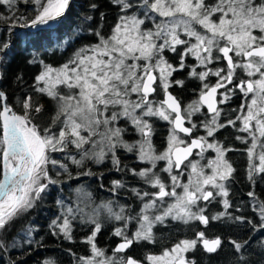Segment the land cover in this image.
<instances>
[{
	"label": "snow or ice",
	"instance_id": "snow-or-ice-1",
	"mask_svg": "<svg viewBox=\"0 0 264 264\" xmlns=\"http://www.w3.org/2000/svg\"><path fill=\"white\" fill-rule=\"evenodd\" d=\"M27 2L34 5L31 19L0 13V21L8 24L10 33L17 25L36 28L37 35L45 29L55 30L53 26L63 22L70 4V0ZM15 3L16 0H0V4L6 5L9 11ZM114 3L122 10L133 7L130 0H114ZM91 7L95 9L97 5L92 4ZM143 7L146 9L143 15L152 21L154 29L142 28L145 19L136 14L121 15L110 35L104 36L96 30L93 34L98 38L97 43L82 47L59 68L44 65L43 71L35 78L37 84L42 82L44 86L36 87L35 90L46 93L57 104L56 113L47 127L34 123L32 113H40L42 106L34 105L30 95L17 100L22 108V113H17L7 103L6 94L0 91V165L3 169V179L0 180V229L21 212L33 207L50 184L58 183L49 176L48 165L68 172V164L53 159L52 153H65L66 159L80 167L86 161L103 163L110 154L113 166L119 170L120 161L116 156L118 148L128 151L138 149V158L147 161L151 167L135 174L157 190L141 193L133 189L137 197L142 200L147 198L137 217H126L123 209L120 213H113L110 206H104L115 220L137 219L140 224L131 238L124 229H115V235L123 237L115 252H123L134 241H151L153 223L163 222L169 216L185 223L199 221L207 225L209 217L204 215L203 208L198 207V202L210 201L216 195L226 197L228 192L223 181L234 171L224 158L228 150L216 143H209L207 137H212L219 128L225 126L218 123L221 110L217 107L216 93L218 89H226L225 93H221L219 103L230 99L227 93L233 89L226 88V85L233 84L237 69L245 73L247 78L240 79L234 87L246 98L251 94V99L241 104L240 111L243 112L245 108L247 111L244 115H237L236 120L242 121L240 130L248 132L252 139L247 149L250 161L254 156L259 160L258 165L250 163L249 179H252L253 173H264V143L260 142V138L264 137V0L259 3L256 0H215L211 4L207 0H143ZM257 31L258 35L255 34ZM181 33L194 38L195 43L181 39ZM8 46L7 43L0 45V50ZM177 46L184 47V51L178 53V68L169 64L163 55L166 49L176 53ZM189 54L195 56L199 65L205 68L214 60H225L227 63L225 68L215 71L208 69L198 72L192 66L189 75L200 80L202 87L198 100L182 108L180 101L167 90L171 86L169 77L172 73L188 67L184 60ZM209 76L217 77L215 85L204 82ZM175 83L183 85V81ZM57 85L66 87L70 94L61 95L56 90ZM154 85L165 93L166 99L155 102L150 99L157 91ZM201 106H206L207 112L212 115L200 123L206 130V136L194 137L198 126L192 123V118L201 111ZM152 117L172 125L167 147L158 155L151 142L152 125L149 118ZM122 118L134 125L141 135V140L135 145L122 139L125 129L117 126ZM236 120H228L227 123L235 125ZM186 121L190 126H185ZM180 134L187 135L190 142L181 139ZM258 144L261 151L257 154ZM69 146L74 148L75 154H72ZM205 146L217 153L216 159L208 165L212 169L211 175H206L198 162L188 161L194 149H199L202 155ZM161 160L167 162L162 171L170 174V187L153 171L156 162ZM182 165L191 168L188 183L183 184L178 175H171L173 169L180 170L182 175ZM205 186L218 191L214 195V191ZM121 187V181H113L110 191L115 192ZM178 187L182 189L181 193L177 192ZM248 195L255 198L254 192ZM166 197L174 198L175 202L162 215L150 216L149 210L156 208L157 202L164 201ZM58 203L64 207L62 200ZM223 203L225 208L230 207L227 199ZM193 208L197 211H193ZM254 210L260 216L259 227L264 229V201L256 199ZM79 211L65 207L63 214L51 222V226L57 230L56 234L62 233L65 239H71L72 220L77 218ZM225 215L228 214L219 213L211 219L219 220ZM98 217V212L87 217V221L93 225L92 235L87 237V242L91 245L94 257L104 255L94 242L102 227ZM198 243H202L204 249L212 253L221 245V240H209L204 232H198L194 239L181 240L159 255H148L146 260L149 264H194L186 260L184 254L195 249ZM232 244L240 251L247 241H232ZM94 257H81L80 260L82 264H112L111 261L96 260ZM45 264L49 262L45 261ZM121 264L140 262L128 258Z\"/></svg>",
	"mask_w": 264,
	"mask_h": 264
},
{
	"label": "rangeland",
	"instance_id": "rangeland-1",
	"mask_svg": "<svg viewBox=\"0 0 264 264\" xmlns=\"http://www.w3.org/2000/svg\"><path fill=\"white\" fill-rule=\"evenodd\" d=\"M130 2L133 7L122 10L120 6L114 3V0H82L81 3L84 5L82 9H84L88 32L93 34L96 30H99L104 36L110 35L111 29L121 15L131 16L136 14L139 18L145 19L143 13L146 9L143 7V0H130ZM259 2L260 0H256V3ZM207 3H215V0H207ZM92 4H96L97 7L93 9ZM88 17H91V19H87ZM196 27L200 30L199 26ZM142 28L154 29V24L151 20L145 19ZM255 34L258 35V31ZM181 39L195 43L194 38L187 37L183 33H181ZM183 51V46H177L176 53L166 49L163 55L169 64L178 68L180 61L178 53ZM213 54L216 55L215 51ZM184 62L188 67L178 69L172 73L169 77L171 81L169 88L181 97L184 108H186L187 105L198 100L202 87L200 80L189 75L191 67L195 66L198 72L208 69L215 71L217 68H225L227 62L225 60H214L205 68L200 66L196 57L191 54L185 56ZM184 76L192 78L193 87L187 85L188 88H186L184 83L183 85L175 83V81H181ZM246 78V74L237 69L233 84L226 85V88L233 89L227 93L230 99L218 105L221 110L218 123L225 126L219 128L212 137H207L209 143H216L223 149L228 150L225 152L224 158L234 169L231 176L223 181L228 192L226 197L216 195L215 199L210 201L198 202V207L203 208L204 215L209 217L207 225L199 221L185 223L169 216L163 222L153 223V239L151 241H134L123 252H115L117 243L123 240V237L115 235V229H124L125 234L131 238L140 227V224L137 219L117 221L104 206H110L113 213H120L123 209V214L126 217H137L141 213L143 204L147 202V198L142 200L137 197L133 189L141 193L157 190L146 184L143 178L135 174L144 168L151 167L147 161H141L138 158V149L128 151L125 148H118L116 156L120 161L119 170L113 166L109 154L103 163L90 162L88 172L91 174L86 178L60 187H54L53 184H50L47 190L41 193L40 198L35 201L33 207L35 210L36 205L40 204L42 209L36 211V214H33L34 216L28 218L17 232L9 240L8 238L6 240L9 252L15 260L14 264H45V261H48L49 264H82L81 257L85 259L94 257L91 245L87 242V237L92 235L93 225L87 221V217L97 212L102 227L100 232L96 234L94 242L97 248L103 250L104 255L94 257L96 260H108L112 264H121V261L133 256L143 264H149L146 260L148 255H159L164 249H170L177 242L184 239H194L196 233L204 232L205 237L209 240L219 238L221 245L215 252L209 253L204 249L202 243H198L195 249L184 254L186 260L193 261L194 264H264V229L259 227L260 216L254 210L256 199L264 201V173H253L252 179H249L250 163L258 165L259 160L254 156L250 161L247 149L251 146L252 139L248 132L240 130L243 126L242 121L236 120L237 115L246 114L247 109L245 108L241 112L240 106L250 102L251 94L247 98L244 97L243 93L234 85L239 83L240 79ZM157 81L159 83V80ZM204 82L215 85L217 77L209 76ZM225 92L226 89L224 88L218 89L219 101L222 99L221 93ZM211 115L201 106V111L192 118V123L198 126L193 133L194 137L206 136V130L200 126V123L206 118L210 119ZM228 120H236L235 125L228 124ZM120 123L119 127L125 129L122 136L124 142L135 145L141 140V135L134 125L123 119ZM149 123L152 125V146L155 154L158 155L164 152L167 147L169 130L172 125L158 117L149 118ZM237 137L241 139H237ZM180 138L188 142L187 137L183 134H180ZM260 142L264 143V137L260 138ZM260 151L261 148L258 144L256 153L258 154ZM199 153L200 150H197L194 155L188 157V161L198 162L199 168H202L206 175H211L212 169L208 165L210 161L216 159V151L205 146L202 155ZM166 166V161H157L153 171L170 187V174L162 171ZM181 168L183 169L182 175H180L178 169H173L171 175H178L181 184L188 183L191 168L184 165ZM116 180L121 181L123 187L112 192L110 191L112 182ZM205 187L208 190H213L211 186ZM213 191L215 195L218 190ZM177 192L181 193L182 189L178 187ZM249 192H254L255 198L250 197ZM225 199L229 202L230 207L228 208L224 207L223 201ZM61 200L64 202V207L58 203ZM174 202V198L166 197L164 201H158L157 207L149 210L148 214L153 217L162 215L163 211ZM65 207L80 210L76 214L77 218L72 220L71 239H65L62 233L56 234L57 230L51 226V222L63 214ZM193 211H197V209L193 208ZM219 213H227L228 215L221 217L219 220L211 219ZM236 217H242L243 219L237 220ZM253 225H256L255 229ZM232 241L237 243L247 241V244L240 251H237Z\"/></svg>",
	"mask_w": 264,
	"mask_h": 264
},
{
	"label": "trees",
	"instance_id": "trees-1",
	"mask_svg": "<svg viewBox=\"0 0 264 264\" xmlns=\"http://www.w3.org/2000/svg\"><path fill=\"white\" fill-rule=\"evenodd\" d=\"M83 6V3L75 2L63 17V22L54 27L55 30L45 29L39 35H37V29L28 30L19 25L14 27L10 33L7 30L8 24L0 21V45L5 43L9 45L8 48L0 50V72L2 75L0 87L7 96V103L17 113H22V108L17 100H23L29 95L32 97L34 105L42 106L40 113H32L34 123L42 127H47L51 123V118L57 110V104L46 93L35 90L36 87L44 86L42 82L37 84L36 76L43 71L44 65L59 68L72 58L79 49L98 42V38L88 32L86 28ZM0 13L5 16L15 15L17 18L26 17L31 19L34 16V5L27 2V0H16L11 11L6 5L0 4ZM181 81L186 84V88H188L187 85L194 86L190 76L182 77ZM157 85H155L157 91L150 96L154 102L164 99V92ZM176 87L178 86L176 85ZM56 90L61 95L70 94L69 90L63 85H57ZM120 122H117V126H120ZM69 148L72 154H75L74 148L72 146H69ZM51 157L68 164L67 173L48 165L49 176L58 181V183L53 184L54 187L80 181L89 175L87 173H89L88 167L91 161H86L84 166L80 167L66 159L65 153L54 152ZM77 159H79V156H77ZM2 176L3 169L0 165V179H2ZM41 209L42 206L37 204L35 210L32 207L21 212L0 229V264H14L15 260L9 252L6 240L7 238L9 240L25 224L28 218Z\"/></svg>",
	"mask_w": 264,
	"mask_h": 264
},
{
	"label": "water",
	"instance_id": "water-1",
	"mask_svg": "<svg viewBox=\"0 0 264 264\" xmlns=\"http://www.w3.org/2000/svg\"><path fill=\"white\" fill-rule=\"evenodd\" d=\"M74 1H76V0H70V4H69V7L71 6V4L74 2ZM69 7H68V9H67V11L69 10ZM67 11H66V13H67ZM65 13V14H66ZM65 16V15H64ZM53 27H55V26H53ZM24 28H26V29H28V30H36V28H32L31 26H28V27H24ZM1 72H0V84H1ZM0 91H3L1 88H0ZM169 93H171L175 98H177L179 101H180V99L176 96V94L172 91V89L171 88H168V90H167ZM4 92V91H3ZM5 93V92H4ZM165 99H166V95H165ZM216 101H217V104H218V100H217V96H216ZM181 103V102H180ZM185 126L186 127H188L186 124H185ZM2 178H3V176H2ZM1 180V179H0ZM122 242V240L119 242V243H117V245H116V248H117V246L120 244ZM128 258H132V259H134L135 261H137V262H140V264H143L140 260H138V259H136L135 257H133V256H129Z\"/></svg>",
	"mask_w": 264,
	"mask_h": 264
},
{
	"label": "flooded vegetation",
	"instance_id": "flooded-vegetation-1",
	"mask_svg": "<svg viewBox=\"0 0 264 264\" xmlns=\"http://www.w3.org/2000/svg\"><path fill=\"white\" fill-rule=\"evenodd\" d=\"M154 86H155V85H154ZM175 94H176V93H175ZM176 96L180 99L181 106H182V108H184L183 101L181 100V97L178 96L177 94H176ZM216 96H217V100H218V99H219L218 90H217ZM150 99H151V98H150ZM164 99H165V93H164ZM164 99H163V100H164ZM218 105H219V100H218L217 107H218ZM203 107L205 108V110H207V107H206V106H203ZM185 124H186L187 126H190V124H189L187 121L185 122ZM183 135L186 136L187 139H188V142H190V138H189L187 135H185V134H183ZM197 150H199V149H194L192 155H194L195 152H196ZM192 155H191V156H192Z\"/></svg>",
	"mask_w": 264,
	"mask_h": 264
},
{
	"label": "bare ground",
	"instance_id": "bare-ground-1",
	"mask_svg": "<svg viewBox=\"0 0 264 264\" xmlns=\"http://www.w3.org/2000/svg\"><path fill=\"white\" fill-rule=\"evenodd\" d=\"M81 1H82V0H76V1H74V2L71 4V6H72L75 2H81ZM71 6H70V7H71ZM70 7H69V8H70ZM0 60H1V59H0ZM2 179H3V178H2ZM2 179H1V180H2Z\"/></svg>",
	"mask_w": 264,
	"mask_h": 264
}]
</instances>
